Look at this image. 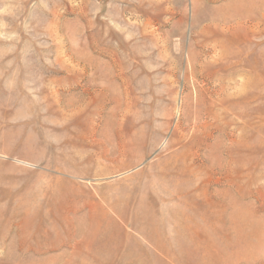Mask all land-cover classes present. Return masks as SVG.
I'll return each instance as SVG.
<instances>
[{"label": "rangeland", "instance_id": "374dc122", "mask_svg": "<svg viewBox=\"0 0 264 264\" xmlns=\"http://www.w3.org/2000/svg\"><path fill=\"white\" fill-rule=\"evenodd\" d=\"M0 264H264V0H0Z\"/></svg>", "mask_w": 264, "mask_h": 264}]
</instances>
